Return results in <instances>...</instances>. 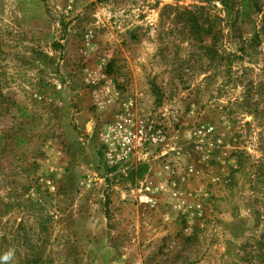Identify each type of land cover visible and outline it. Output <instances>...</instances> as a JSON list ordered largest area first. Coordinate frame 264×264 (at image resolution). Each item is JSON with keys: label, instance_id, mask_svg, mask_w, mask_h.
Instances as JSON below:
<instances>
[{"label": "rangeland", "instance_id": "1", "mask_svg": "<svg viewBox=\"0 0 264 264\" xmlns=\"http://www.w3.org/2000/svg\"><path fill=\"white\" fill-rule=\"evenodd\" d=\"M263 32L264 0H0V264H104L91 256L90 213L94 236L117 244L120 232L168 231L145 259L134 243L128 264H264ZM94 69L164 134L150 166L168 167L185 203L165 225L105 212V193L136 176L120 180L102 145L66 131L70 94L104 85L86 83ZM202 172L186 203L183 185L197 188Z\"/></svg>", "mask_w": 264, "mask_h": 264}, {"label": "crops", "instance_id": "2", "mask_svg": "<svg viewBox=\"0 0 264 264\" xmlns=\"http://www.w3.org/2000/svg\"><path fill=\"white\" fill-rule=\"evenodd\" d=\"M86 56L89 57V54L87 53ZM87 66H90V65H87ZM96 77L98 78L100 77L104 82L103 87H100V89L113 86L112 85L113 81L109 80L108 75L102 74V70L94 69L93 71H87L85 74V81L86 83L90 81L92 82V80H96ZM85 93H88V94H70L71 101H67L66 103L67 107L65 109H67V111L70 112L71 117L67 116V119L64 120V123L67 127L65 128L68 129L66 131L69 133L71 138L73 139L77 138L78 143L81 141V139H79L81 136H87L89 140L93 139L94 140L93 142H95L96 145H102V148H103L102 133L105 130L106 124L112 123L116 119L117 114L119 113V106L117 102H111L109 104L101 106L100 104H102L106 100L102 96V94H104L102 91L90 92L89 89H87ZM53 95H56L57 99H61L62 97V94H53ZM123 97H126V96H123ZM62 156L63 155H61V157ZM57 159H58L57 156L56 157L53 156L54 166L57 165V163H55V160ZM88 162L89 161L87 160V162L84 161L83 163V164H86L85 165L86 167H89L88 169L89 174H87V178L96 176V173L90 170L93 164H91L90 162L88 163ZM150 162H152V160L148 162H137V159L133 158L130 164L127 165L123 170L118 168L117 172L115 173L118 174V176L121 178V179L119 178L120 180L132 179L133 176H136V180L134 184L132 185L131 183L128 182L130 184L128 186H124L123 183H122L123 186H121L120 184L114 185L113 188H110V193L108 192L105 193V195L107 196V201H111V202H108L107 205H105L104 207L105 212L106 211L114 212V210L119 209V211L123 212V215L121 217L126 216V219L127 217L129 218L131 217L130 215H133L135 213L137 221L142 222L141 227H143V225L145 226L157 225L159 223L157 219L158 214L160 215L163 225H165V223H167L169 220L171 221L174 219L173 213L175 209L182 207L183 205H185V203L180 200H174V198H176L177 195H179V194H176V197H174L172 195L174 192L173 190L174 188L170 189L171 184H173L170 180L171 179L174 180V178L172 176H169V173L165 172L166 171L165 169L161 168L160 170H157L156 168H154V166L152 165L150 166ZM64 163L68 164V162H64ZM61 165L62 163L60 164V166ZM67 174H73L74 177L80 175V174L75 175L71 171H67ZM146 175L153 176L155 178L153 179L156 180L158 183L160 179H162L161 178L162 176L164 177V179L165 177L167 178L166 183L159 184L163 187V193L157 198V207L153 209L156 211H155L154 217L152 218V220L150 218L149 222H147L148 218L145 217L147 213H144V211L150 212L152 211V209H149L145 206L137 204V202L133 199V196H132L133 188H135L138 182L142 180V178ZM155 175L157 176L158 179L156 178ZM202 177H204L203 172L200 174L199 177L196 178V180L198 179L197 181H195L196 182L195 184H198L196 186L197 188H195L196 190L189 188L187 184L183 185L185 189L183 187H180L182 190L184 189V193L182 190H180L184 194L181 197L182 199H184L183 201H185L186 203L188 202L190 203L192 201L191 199H189L190 193L192 190L200 193L199 183ZM190 178L192 177L188 176L185 173L184 176L181 177L180 181L182 180L183 182V180L184 181L186 180L187 182H190L188 181ZM80 179L78 178V181ZM78 181L77 183L80 184L81 182L80 181L78 182ZM91 181L92 180H89L87 181L88 182L87 184L86 183L84 184L86 188L90 186L89 184ZM220 186L221 185H219V188ZM224 194H226V192ZM224 194H222L221 197H223ZM97 207H98L97 205L90 204L91 209H96ZM88 217H89L87 221L88 228H89L88 245L93 251V254L91 256L99 260H104V264H128L129 258H132V254L130 253V250L131 248L134 247V243L140 244V247L143 244H145V246L143 245V248H147V252L145 254L146 256H143L142 258V259H145L147 258V253H150L151 251L153 252L156 249V246H158L160 243L161 244L163 243L162 245L167 244V242L169 241L167 238L164 239V236L168 233V231L161 233L159 236L156 235L154 238H147L145 234H142L141 236L139 235L135 238H128V237L121 238L122 232H120L119 238H117V241H120V242L117 244L109 235L104 236V235L96 234V236H94L95 227L97 225V222L95 221V217H93L92 213H90ZM219 217L221 216L219 215ZM237 218H239V216L231 217L225 221L226 223L227 222L234 223L235 220H238ZM244 219L246 220V218ZM245 222H247V220ZM92 223L94 225H92ZM225 225L226 224H224V226ZM226 233H225L226 235L225 237H229L230 239H233V240L236 239L234 238L233 234L230 233V231L229 232L227 231V229H226ZM227 251H228L227 248L223 249L222 253L226 254Z\"/></svg>", "mask_w": 264, "mask_h": 264}, {"label": "built area", "instance_id": "3", "mask_svg": "<svg viewBox=\"0 0 264 264\" xmlns=\"http://www.w3.org/2000/svg\"><path fill=\"white\" fill-rule=\"evenodd\" d=\"M92 85L95 80H92ZM106 99L102 105L117 102L119 113L112 123H108L102 133L103 158L109 167L124 169L133 158L137 162H148L165 155L153 156L152 148H163L165 137L159 125L153 117H141L137 115V99L123 97L113 88H102ZM168 169L167 166L164 167ZM191 172V170H190ZM163 193V187L146 175L132 190L133 199L137 204L149 209L157 207V198ZM176 192L173 196L176 197Z\"/></svg>", "mask_w": 264, "mask_h": 264}, {"label": "trees", "instance_id": "4", "mask_svg": "<svg viewBox=\"0 0 264 264\" xmlns=\"http://www.w3.org/2000/svg\"><path fill=\"white\" fill-rule=\"evenodd\" d=\"M233 1H235V0H220L221 5H222L226 10H229V9H231V8L233 7ZM236 3H237V2H236ZM263 34H264V32H263ZM259 38H260V36H259V34H257V35L254 37V39H252V40L250 41V43H251V44H253V43H257V42L259 41ZM101 152L103 153V148H102Z\"/></svg>", "mask_w": 264, "mask_h": 264}]
</instances>
